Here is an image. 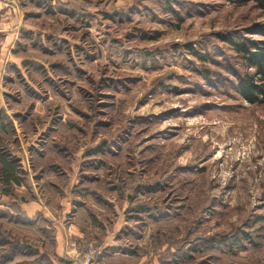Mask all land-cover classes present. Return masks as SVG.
Segmentation results:
<instances>
[{
  "label": "rangeland",
  "instance_id": "1",
  "mask_svg": "<svg viewBox=\"0 0 264 264\" xmlns=\"http://www.w3.org/2000/svg\"><path fill=\"white\" fill-rule=\"evenodd\" d=\"M17 5L35 31L0 57V264H51L54 227L19 206L65 194L83 254L125 229L105 264H264V100L237 91L253 70L225 41L262 40L264 7Z\"/></svg>",
  "mask_w": 264,
  "mask_h": 264
},
{
  "label": "crops",
  "instance_id": "2",
  "mask_svg": "<svg viewBox=\"0 0 264 264\" xmlns=\"http://www.w3.org/2000/svg\"><path fill=\"white\" fill-rule=\"evenodd\" d=\"M43 3L46 2L44 1ZM23 16L20 13L17 0H0V57L1 54L5 55L7 52H18L19 47L24 45L20 40V36H27V34L34 33L35 30L33 28L27 30L24 29ZM19 26L21 27L19 28ZM18 65L17 62H12V64H10L12 68L18 67ZM0 100H2L1 96ZM72 202L69 200V196L65 194L60 200L58 198V202L55 205L57 208H54V210H51L48 207H42L38 202L28 203V205L21 204L19 206V212H21L22 216L31 220L33 224H37L43 220L47 222L48 229L54 227L55 238H53V245L55 251L53 257L50 255V259L53 263L55 258L60 262L67 260L66 249L68 240L82 239L86 234V231L84 232L79 228L78 223L75 222L76 219H68V216L72 213L73 209ZM6 209L9 210L10 208L6 207ZM121 230H124V228ZM120 240H122L120 236L116 238L113 237V239L109 238L105 241H103V239L100 240L99 247L102 246L104 249L99 258L102 264H105V258L108 256L107 252L106 255L103 256L104 251L114 248L113 253L116 255H120L121 253H118L120 251L123 252L119 247H114V245L119 244ZM73 264L77 263L73 262Z\"/></svg>",
  "mask_w": 264,
  "mask_h": 264
},
{
  "label": "trees",
  "instance_id": "3",
  "mask_svg": "<svg viewBox=\"0 0 264 264\" xmlns=\"http://www.w3.org/2000/svg\"><path fill=\"white\" fill-rule=\"evenodd\" d=\"M260 7H264V0H254ZM253 33L259 35L262 40L249 41L245 37L226 38L233 50L242 57L247 68L253 70L252 74L237 75L236 89L241 97L250 104H256L264 100V25L255 26ZM1 50V47H0ZM24 223L34 225L31 220L24 218ZM35 226V225H34ZM125 229L122 231V236H125ZM121 237L123 241V237ZM112 250V248H111ZM110 251V249H108ZM125 253L127 251L123 249ZM129 252L134 253L133 250ZM102 254V253H101ZM47 262H53L50 259V254L47 253Z\"/></svg>",
  "mask_w": 264,
  "mask_h": 264
},
{
  "label": "built area",
  "instance_id": "4",
  "mask_svg": "<svg viewBox=\"0 0 264 264\" xmlns=\"http://www.w3.org/2000/svg\"><path fill=\"white\" fill-rule=\"evenodd\" d=\"M79 241L69 240L67 243L66 257L75 263L95 264L98 256H101V250L95 248L93 244L85 246L86 251L83 254L78 246Z\"/></svg>",
  "mask_w": 264,
  "mask_h": 264
}]
</instances>
